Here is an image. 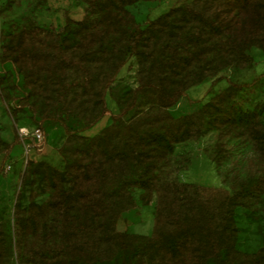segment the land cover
<instances>
[{
	"label": "rangeland",
	"instance_id": "1",
	"mask_svg": "<svg viewBox=\"0 0 264 264\" xmlns=\"http://www.w3.org/2000/svg\"><path fill=\"white\" fill-rule=\"evenodd\" d=\"M207 1L230 27L234 16L225 0H0V264H55L64 256L53 250L60 241V206L67 201L68 213L79 219L93 211L88 199L74 195L77 186L90 179L78 175L75 166H66L59 147L74 133L109 132L114 117L130 101L133 105L124 110V120L155 107L153 87L139 90V85L145 79L156 80L157 58H168L173 46L178 48L179 63L175 71L165 67L163 81L168 87L182 85L183 93L167 107L170 114L191 112L215 99L228 116L214 108L199 136L175 142L166 153L163 177L229 191L241 184L251 186L243 204L233 207L235 257L229 258L254 257V264H264V185L256 184L264 174V48L257 43L258 37L264 41V0H255L258 28L245 35L244 56L230 44L227 31H215L179 11L167 13L183 2L201 6ZM164 13L167 21L146 30L138 51L129 53L128 29L134 23L146 27ZM29 21L52 24L55 33L65 37L66 53L77 57L87 50L82 58L86 69L61 67L55 59L33 56L27 47H51L55 34L43 27L31 31ZM52 69L59 77L50 74ZM114 69L115 77L102 90L103 77ZM251 79L233 96L219 97L230 81ZM103 103L108 111L83 128ZM38 120L45 125L46 147L41 151L29 147L32 162L25 169L17 128ZM96 157L92 153L86 160ZM128 191L135 203L120 213L116 229L148 235L159 215V190L130 186ZM110 250L113 254L102 261L84 257L71 264L134 260L115 245Z\"/></svg>",
	"mask_w": 264,
	"mask_h": 264
},
{
	"label": "trees",
	"instance_id": "2",
	"mask_svg": "<svg viewBox=\"0 0 264 264\" xmlns=\"http://www.w3.org/2000/svg\"><path fill=\"white\" fill-rule=\"evenodd\" d=\"M92 1L94 0H90ZM225 1L234 16L230 27L229 23L218 19L212 9V2L208 1L201 6L183 2L167 13L179 11L185 17L215 31H227L230 44L244 56L245 35L258 28V3L255 0ZM167 13L150 20L146 27L134 23L128 29L126 49L129 53L138 51L146 30L152 29L162 20L167 21ZM28 27L31 31L43 27L46 32L55 34L51 47L28 46L27 49L33 56L55 59L56 65L60 64L61 67L78 66L83 71L86 69L82 58L86 56L87 50L77 57L66 53L65 37L55 33L52 24L39 25L35 21H29ZM257 43L264 48L261 37H258ZM122 62L123 58L118 61L115 69ZM178 63V48L173 46L168 58H157L156 80L145 79L140 83L139 90L147 86L153 87L157 103L155 107L146 109L131 120H124V110L133 105V101H130L114 117L109 132L103 131L96 135L74 133L72 140L69 139L59 147L66 166H75L78 175L83 176V179H90L84 186L78 185L74 195L88 199L93 213L82 219L73 218L68 213L67 201L60 206L61 218L57 231L60 241L54 244L53 250L54 254L64 256L55 264H71L84 257L102 261L113 254L111 245L126 252L129 257H134V260L128 259L125 264H207V261L214 264H254V257L237 261L229 258L235 257L233 207L243 204L251 186L241 184L237 189L229 191L223 187L170 181L163 177L167 165L165 156L171 152L173 144L199 136L206 120L214 113V108L218 107V102L211 99L191 112L178 116L170 114L167 107L183 93V86L168 87L163 81L162 73L166 66L175 71ZM115 69L106 72L102 90L115 77ZM49 72L54 77H59L53 69ZM253 80L230 81L228 90L220 92L219 97L226 99L233 96ZM89 81L84 79L85 84ZM217 109L220 110V116H228V113H221V108ZM107 111L108 107L103 103L84 123L83 128L93 125ZM38 124L45 127L41 120L30 126ZM15 138L19 141L17 132ZM112 140L114 142L110 144ZM92 153L97 155L96 159L86 160ZM31 162L32 156H28L25 169ZM21 163L23 166V160ZM256 184L264 185V174ZM130 186L159 190V215L148 235L130 234L116 229L120 213L132 208L135 203L133 195L128 191Z\"/></svg>",
	"mask_w": 264,
	"mask_h": 264
},
{
	"label": "built area",
	"instance_id": "3",
	"mask_svg": "<svg viewBox=\"0 0 264 264\" xmlns=\"http://www.w3.org/2000/svg\"><path fill=\"white\" fill-rule=\"evenodd\" d=\"M17 135L19 141L24 147L25 157H22L24 165L28 158V150L30 146L34 147L36 151H41L46 147L47 132L43 125L19 126L17 128ZM5 168H11V163L7 161L5 163Z\"/></svg>",
	"mask_w": 264,
	"mask_h": 264
}]
</instances>
